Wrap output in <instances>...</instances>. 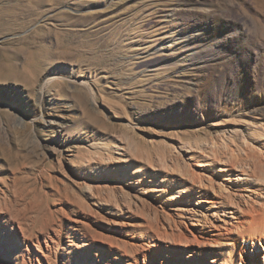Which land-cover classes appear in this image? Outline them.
<instances>
[{"label": "rangeland", "instance_id": "374dc122", "mask_svg": "<svg viewBox=\"0 0 264 264\" xmlns=\"http://www.w3.org/2000/svg\"><path fill=\"white\" fill-rule=\"evenodd\" d=\"M35 2L0 0V264H188L173 189L264 141V0Z\"/></svg>", "mask_w": 264, "mask_h": 264}, {"label": "bare ground", "instance_id": "6f19581e", "mask_svg": "<svg viewBox=\"0 0 264 264\" xmlns=\"http://www.w3.org/2000/svg\"><path fill=\"white\" fill-rule=\"evenodd\" d=\"M45 2L46 0H36V6L31 3L20 5V8L15 7L20 12L7 15L10 19H26L19 26L24 29L55 9L52 5L49 9H40L39 5L42 6ZM55 16L50 15L46 19H54ZM44 29L45 25L41 24L24 34L25 36L22 35L25 46L45 47V35L39 33ZM57 44L64 46L59 40ZM43 57L47 58L45 55ZM53 79H44L43 89ZM246 143L244 145L249 150L246 162L231 163L201 155L202 159L198 164L200 168L192 171L190 179L182 180L170 196L174 204H178L192 216L191 223L186 222L182 232L178 234L181 240L200 248H193L199 255H213L212 264H264V141L258 140V144L254 145ZM168 187L167 183L158 191L165 194L169 191ZM10 223L11 221L8 222ZM157 233L159 231L156 236ZM169 233L164 232L166 235ZM170 234L175 236L174 231ZM143 255V259L138 256L130 264H153L158 260L149 253ZM185 255L190 259L188 264L195 258L201 259V256L193 252ZM161 261L162 264H171L163 258Z\"/></svg>", "mask_w": 264, "mask_h": 264}]
</instances>
